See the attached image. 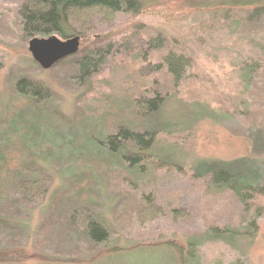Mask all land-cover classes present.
<instances>
[{
  "label": "rangeland",
  "instance_id": "obj_1",
  "mask_svg": "<svg viewBox=\"0 0 264 264\" xmlns=\"http://www.w3.org/2000/svg\"><path fill=\"white\" fill-rule=\"evenodd\" d=\"M139 2V14L96 19L80 36L70 57L92 51L107 57L99 73L84 80L70 57L42 69L23 35L20 2L0 0V112L14 99L11 82H41L64 116L61 130L67 136L79 132V140L82 123L96 122L115 104L121 113L114 115L138 121L126 115V101L144 85L145 96L164 100L160 113L141 124L160 127L146 155L185 171L110 172L80 146L35 151L38 157L50 153L43 167L52 177L47 199L66 192L64 180L73 173H94L98 218L110 240L91 245L81 233L71 240L60 232L51 236L53 230L43 228L51 200L29 203L5 218L21 233L0 235V264H264V0ZM125 37H133L127 46ZM140 49L143 62L136 59ZM172 54L190 60L179 84L163 65ZM144 198L153 199L154 218L139 217ZM173 209L187 216L174 219ZM200 235L207 237L198 246L193 238ZM168 243L184 247L185 257Z\"/></svg>",
  "mask_w": 264,
  "mask_h": 264
},
{
  "label": "trees",
  "instance_id": "obj_2",
  "mask_svg": "<svg viewBox=\"0 0 264 264\" xmlns=\"http://www.w3.org/2000/svg\"><path fill=\"white\" fill-rule=\"evenodd\" d=\"M18 1L26 41L54 35L65 40L85 37L96 19L109 22L118 14H139L141 10L139 0ZM132 39L133 37H125L122 41L123 46H127ZM107 50L110 53L111 45ZM98 52H82L80 56L70 57L74 60L75 73L80 79L87 80L93 73H99L107 57L104 55L102 57ZM145 58L143 49H140L136 59L143 62ZM163 65L168 67L175 82L179 84L190 65V60L172 54L166 57ZM149 68L156 70L161 66ZM142 72L143 70L140 71ZM11 83L9 86L14 99L5 113L0 112V235L21 233L20 225L8 223L6 217L13 218L15 212H21L20 207L29 203L42 206L50 199L47 197L52 177L43 168L49 164L48 160H51L50 153L38 157L35 151L59 148L61 145L73 151L75 146H80L78 151L87 150L90 157L94 154V158L91 159L110 172L115 167L126 174L138 168L152 169L155 173L163 169L170 174L180 175L185 172L179 166L166 164L163 160L146 155V152L153 148L156 130L160 127L150 130L143 128L141 124L156 117L164 103L158 95L154 99L145 96L146 86L143 85L137 92H132L126 101L130 110L126 115L136 117L138 121L121 119L122 114L114 115L115 112H119L115 104L110 113L101 116L96 122H83L81 125L84 129L83 139L77 140L79 132L74 131L72 135L67 136L61 130L59 122L64 116L49 88L26 77L17 78ZM77 141L81 144H76ZM117 160L120 163L117 164ZM64 181L67 183V190L63 193L57 192L51 197L52 207L46 217H43V228L53 230L49 232L51 236L60 232L70 240L74 235L81 233L85 241L91 245L109 242L111 232L98 218L101 204L100 199H96L95 196L99 183L94 173H73ZM143 203L144 206L138 210L142 220L157 216V208L152 198L150 200L144 198ZM166 214L164 211V217L171 214L174 219L187 216L183 209H173L168 216ZM158 216L161 217L160 212ZM53 217L56 219L54 222ZM52 223L60 228L49 227ZM206 237L207 235L194 237V244L203 245ZM197 239H200L199 242ZM172 245L173 243H168V246L177 251L179 257L184 258L185 248Z\"/></svg>",
  "mask_w": 264,
  "mask_h": 264
},
{
  "label": "water",
  "instance_id": "obj_3",
  "mask_svg": "<svg viewBox=\"0 0 264 264\" xmlns=\"http://www.w3.org/2000/svg\"><path fill=\"white\" fill-rule=\"evenodd\" d=\"M79 46L78 37L68 40H61L55 36L33 38L29 42V52L42 69L49 70L62 60L76 54Z\"/></svg>",
  "mask_w": 264,
  "mask_h": 264
}]
</instances>
